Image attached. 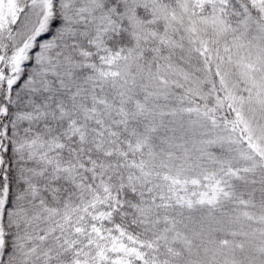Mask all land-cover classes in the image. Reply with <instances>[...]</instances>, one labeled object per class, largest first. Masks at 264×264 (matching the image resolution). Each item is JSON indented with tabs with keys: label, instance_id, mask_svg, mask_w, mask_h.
Returning a JSON list of instances; mask_svg holds the SVG:
<instances>
[{
	"label": "snow or ice",
	"instance_id": "6c2138e0",
	"mask_svg": "<svg viewBox=\"0 0 264 264\" xmlns=\"http://www.w3.org/2000/svg\"><path fill=\"white\" fill-rule=\"evenodd\" d=\"M0 264H264V0H0Z\"/></svg>",
	"mask_w": 264,
	"mask_h": 264
}]
</instances>
